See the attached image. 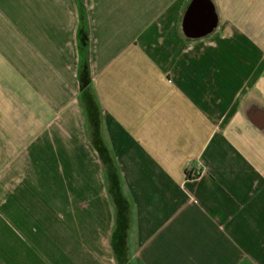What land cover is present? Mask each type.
Returning a JSON list of instances; mask_svg holds the SVG:
<instances>
[{
    "label": "crops",
    "instance_id": "crops-1",
    "mask_svg": "<svg viewBox=\"0 0 264 264\" xmlns=\"http://www.w3.org/2000/svg\"><path fill=\"white\" fill-rule=\"evenodd\" d=\"M0 170V264H264V0H0Z\"/></svg>",
    "mask_w": 264,
    "mask_h": 264
},
{
    "label": "rangeland",
    "instance_id": "rangeland-1",
    "mask_svg": "<svg viewBox=\"0 0 264 264\" xmlns=\"http://www.w3.org/2000/svg\"><path fill=\"white\" fill-rule=\"evenodd\" d=\"M29 161H30V159H29ZM50 165H47L46 167H43V168H41L40 169V167H37L36 168V166H34V165H32V166H30L29 164H28V161H27V166H25V170H23V169H21V171L20 170H17V169H19V167H18V164H16L14 167H15V169H11L9 172H8V176H7V178H8V180L10 181L11 179H16L18 176H21L23 179H24V183H22L21 182V184L20 185H18V187H17V193L18 192H22V193H27V194H29L30 192L32 193V194H37L38 196L40 195L39 193H37V188L36 187H33L32 185H31V183H32V178H36V177H38V178H40L42 181L43 180H46V181H49L50 179L51 180H53V181H59V177L61 176V173H57V172H52L51 174H50V167H49ZM30 167H32L31 169H30ZM35 169H37V170H35ZM35 170V171H34ZM1 171V170H0ZM51 175H52V177H51ZM104 178H105V181H106V185H107V187L106 188H108V181H109V177L108 176H104ZM102 180V179H101ZM70 181V178L69 179H61V181H60V184L61 185H63L60 189L61 190H57V189H53V188H44L43 190L45 191V193L43 194V195H47V194H53V192L54 191H57V193H60L59 195H57V196H61V197H63V196H65L64 194H63V190L62 189H68V187L71 185V183L69 182ZM31 182V183H30ZM102 182H103V180H102ZM115 211V210H114ZM121 263H124V261L123 262H121Z\"/></svg>",
    "mask_w": 264,
    "mask_h": 264
},
{
    "label": "built area",
    "instance_id": "built-area-1",
    "mask_svg": "<svg viewBox=\"0 0 264 264\" xmlns=\"http://www.w3.org/2000/svg\"><path fill=\"white\" fill-rule=\"evenodd\" d=\"M187 172H188V176L191 177L192 179L198 177L202 173V171L200 169H193V168H189L187 170ZM185 193L187 195H189V192L188 191H185ZM189 196L191 197V199H192L193 202H195V203L197 202V200L194 199L191 195H189Z\"/></svg>",
    "mask_w": 264,
    "mask_h": 264
}]
</instances>
